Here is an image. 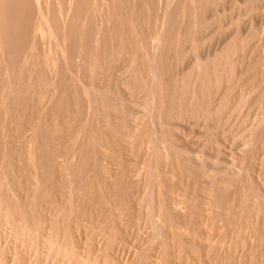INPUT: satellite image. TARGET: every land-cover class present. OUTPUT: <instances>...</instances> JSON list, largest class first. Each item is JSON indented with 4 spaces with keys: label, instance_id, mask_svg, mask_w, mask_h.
<instances>
[{
    "label": "rangeland",
    "instance_id": "rangeland-1",
    "mask_svg": "<svg viewBox=\"0 0 264 264\" xmlns=\"http://www.w3.org/2000/svg\"><path fill=\"white\" fill-rule=\"evenodd\" d=\"M0 264H264V0H0Z\"/></svg>",
    "mask_w": 264,
    "mask_h": 264
},
{
    "label": "bare ground",
    "instance_id": "bare-ground-1",
    "mask_svg": "<svg viewBox=\"0 0 264 264\" xmlns=\"http://www.w3.org/2000/svg\"><path fill=\"white\" fill-rule=\"evenodd\" d=\"M68 1V0H67ZM72 1V0H71ZM60 3V2H59ZM64 3V2H63ZM69 2H67V4H68ZM88 4V3H87ZM97 5V4H96ZM70 6V5H69ZM78 6V5H77ZM86 6V5H85ZM84 6V7H85ZM90 6V5H89ZM44 8V7H43ZM72 8V7H71ZM68 9V8H67ZM65 10V9H64ZM74 10V9H73ZM52 11H53V9H52ZM99 12V11H98ZM75 13V12H74ZM124 13H126V12H124ZM54 14V13H53ZM56 14V13H55ZM56 16H57V14H56ZM81 16V15H80ZM61 17V16H60ZM68 17H69V15H68ZM67 19V18H66ZM64 24H66V23H64ZM129 27V26H128ZM30 28V27H29ZM64 28V27H63ZM59 30V29H58ZM130 30V29H129ZM87 32V31H86ZM60 33V32H59ZM57 34V33H56ZM85 35V34H84ZM87 36V35H86ZM104 36V35H103ZM59 39H61V38H59ZM148 39V38H147ZM60 41V40H59ZM160 41V40H159ZM153 46V45H152ZM156 46V45H155ZM84 47V46H83ZM109 48V47H108ZM165 48V47H164ZM131 54V53H130ZM141 54V53H140ZM133 55V54H132ZM103 57V56H102ZM155 59V58H154ZM106 60V59H105ZM158 61V60H157ZM155 69V68H154ZM56 105V104H55Z\"/></svg>",
    "mask_w": 264,
    "mask_h": 264
}]
</instances>
